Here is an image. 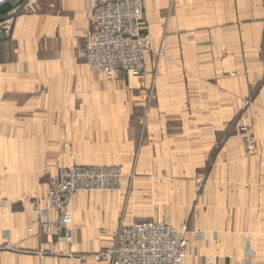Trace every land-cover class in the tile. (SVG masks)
<instances>
[{"label": "rangeland", "instance_id": "374dc122", "mask_svg": "<svg viewBox=\"0 0 264 264\" xmlns=\"http://www.w3.org/2000/svg\"><path fill=\"white\" fill-rule=\"evenodd\" d=\"M28 1L24 14H66L74 21L59 0ZM144 2L146 60L140 70L93 69L80 54L88 30L83 18L82 29L67 36L42 33L24 51L12 47L24 60V75L10 80L14 89L6 98L11 107L18 105L24 135L18 145L12 140L16 133L2 142L3 160L18 167L25 184L19 195L25 201L16 209L29 212V223L35 212L28 231L37 228L55 244L67 240L66 233H48L36 214L43 209L42 217L56 227L60 223L63 212L51 208L48 191L62 169L76 164L122 169L118 185L77 191L67 207L64 231L79 226V219L88 222L91 250L77 255L42 243L38 264H59L63 257L110 264L108 248L118 227L132 223L137 191L157 211L168 207L176 215L178 223L165 222L185 233L189 253L192 238L205 239L201 230L232 228L231 223L241 227L243 239L250 236L247 257L256 254L251 237L264 240V18L259 28L255 18L259 14L260 21L261 11L264 16V0ZM179 3L190 12L178 11ZM87 12L91 28L90 0ZM11 25L13 31L14 20ZM208 133L216 139L208 140ZM198 137L206 138L204 154L198 153ZM51 211L59 212L57 220ZM248 218H254L249 233ZM259 244L255 249L264 264Z\"/></svg>", "mask_w": 264, "mask_h": 264}, {"label": "crops", "instance_id": "0c3cea01", "mask_svg": "<svg viewBox=\"0 0 264 264\" xmlns=\"http://www.w3.org/2000/svg\"><path fill=\"white\" fill-rule=\"evenodd\" d=\"M53 2L55 1L53 0ZM57 3L61 6L63 13L67 11L74 13L73 22L69 20V16H66V14H24L19 9L13 17L15 24L13 31L6 32L5 38L0 37V264H38L40 256L36 254V251L42 243H45V248L47 249L51 248L53 251L61 250L58 252H76L77 255L88 253L91 250L92 243L88 239V234L91 235V228L88 226V222L83 223L82 219H79L81 221L79 226L69 225L68 231L65 232L73 235L75 239L73 243L62 238L59 244H55L52 243L53 238L51 236L39 235L37 228L34 229L33 233L28 231L29 226L35 219V212L31 223H29V212L16 209V205L25 201L24 197L19 196L24 192L25 184L23 181L19 182L18 167L14 169L7 163L5 164L3 160L4 148L2 142L11 138L10 133H16L12 140L14 144L18 145L19 140L23 139L24 135V128L19 126V117L15 115L18 105L11 102L14 104L11 107L9 105L10 101L6 98L8 91L14 89L10 87L12 86V84H9L10 80L17 81L18 77L24 75V60L18 54L16 56L13 51L15 53H19L20 49L24 51L22 47L29 46V41L37 39L42 33H53L56 35L58 31L59 34L64 32V35L67 36L68 32L73 28L79 31L82 29V23L80 22L82 18L83 24L88 21L87 29H90L89 13L87 12L89 0H59ZM177 6H179L178 11L182 13L190 12L185 8L184 4L180 5L179 3ZM13 9L14 7L11 6L6 14H0V18L14 13ZM145 9L146 5L144 2V12ZM261 13L263 14V11ZM262 14L260 21L259 14L255 16L256 27L258 28L263 23L264 16ZM225 27L233 28L231 25ZM87 32L85 33L87 34ZM86 34L82 36L83 42ZM225 37H231V35L226 34ZM10 57L14 58L13 62H10ZM195 139L201 141L198 153H206V138L198 137ZM215 139V134L213 137H210V135L208 137V140ZM143 194L137 191L132 198V223L153 219L158 221L171 220L172 224L179 222L174 213L169 215L171 211L168 207H162L157 211L148 201L143 199ZM45 206L46 204L44 203L43 207ZM51 216L57 220L59 212L51 211ZM253 219L248 218L244 221V231L247 233L253 230L252 226L248 225ZM231 226L232 228L201 230L205 239H199L198 234L191 239L192 244L190 253L188 251L187 264H249L248 258L251 259L250 264H260V256L259 254L257 255L255 248L259 251V243L264 244V240L259 242L258 239L251 237V247L256 251V254L247 257L245 254V239L250 236H245V239H243L244 235H242L241 227H236L237 225L234 223H231ZM10 241L12 248H5L3 245ZM210 260L213 261L210 262ZM59 264H80V262L73 261L69 257H63L59 258Z\"/></svg>", "mask_w": 264, "mask_h": 264}, {"label": "built area", "instance_id": "2783aa9c", "mask_svg": "<svg viewBox=\"0 0 264 264\" xmlns=\"http://www.w3.org/2000/svg\"><path fill=\"white\" fill-rule=\"evenodd\" d=\"M24 0H0V7L10 3L15 11L0 18V33L9 32L14 14L23 10ZM91 28L85 36L80 54L93 69L114 72L140 70L146 60L143 0H90ZM122 169L117 166L71 165L56 174L50 183L48 201L61 209L57 227L43 209H37L40 223L50 234L63 236L70 219L67 209L75 192L113 188L121 182ZM57 223V222H56ZM68 241L72 235L65 234ZM110 264H187L188 239L184 232L165 221H140L121 224L112 246L108 248Z\"/></svg>", "mask_w": 264, "mask_h": 264}, {"label": "water", "instance_id": "95a60500", "mask_svg": "<svg viewBox=\"0 0 264 264\" xmlns=\"http://www.w3.org/2000/svg\"><path fill=\"white\" fill-rule=\"evenodd\" d=\"M28 2L29 1L26 0L25 1V4L28 3ZM11 6L12 5L10 3H6V4L2 5L0 7V14H6L10 10ZM5 36H6V31L5 30H2L1 33H0V37L1 38H5Z\"/></svg>", "mask_w": 264, "mask_h": 264}]
</instances>
